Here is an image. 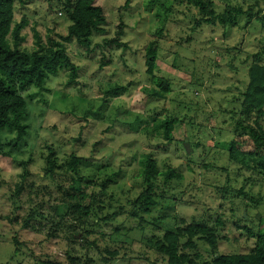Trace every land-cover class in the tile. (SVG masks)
I'll list each match as a JSON object with an SVG mask.
<instances>
[{
	"label": "rangeland",
	"instance_id": "obj_1",
	"mask_svg": "<svg viewBox=\"0 0 264 264\" xmlns=\"http://www.w3.org/2000/svg\"><path fill=\"white\" fill-rule=\"evenodd\" d=\"M66 1H17L15 23L25 18L29 24L21 51L63 42L70 26ZM210 1L217 14L231 6L253 17L212 26L176 0H98L108 25L93 36L92 53L76 41L67 44L75 82L71 69L61 70L30 92L29 130L21 144L15 146V132L2 133L11 157L0 155V264H64L69 255L79 264H167L157 250L165 234L195 226L216 231L218 255L264 247V182L229 154L233 141L248 138L237 124L253 128L242 104L252 57L264 47V0ZM119 24L121 48L109 45ZM156 39V75L170 84L164 99L152 95L146 74L145 50ZM174 117L183 122L177 134L187 132L183 142L186 133L169 143L155 130ZM50 149L58 165L80 160L88 188L79 193L64 169L46 176ZM147 155L161 174L172 169L183 178L164 186L160 176L157 207L145 215L135 202L147 189L141 164ZM189 242L181 251L197 264L213 260L208 244L196 241L193 251Z\"/></svg>",
	"mask_w": 264,
	"mask_h": 264
},
{
	"label": "trees",
	"instance_id": "obj_2",
	"mask_svg": "<svg viewBox=\"0 0 264 264\" xmlns=\"http://www.w3.org/2000/svg\"><path fill=\"white\" fill-rule=\"evenodd\" d=\"M18 0H0V155L11 157V153L4 152L2 133L11 131L16 133L15 146L23 142L27 136L29 126L28 100L34 99L30 95L33 89L42 90L51 75L61 70L71 69V81L75 82L77 67L71 62L67 52V44L76 41L79 47L87 54L92 53V38L96 34H103L108 25V18L105 9L98 0H67L64 5V13L67 15L70 26L68 35L63 42H51L47 48L40 47L38 51L27 53L19 49L25 39L21 36L22 31L28 27L24 18L21 22L15 23L16 3ZM51 1V0H48ZM178 4H186L194 7L203 16H206L207 25L232 24L237 26L239 17L248 15L252 18V12H245L242 8L229 6L222 14H217L210 0H176ZM203 22V21H202ZM124 25L119 24L116 38L109 42L110 46L121 48L119 39L123 36ZM158 35L160 33H157ZM10 40H13L12 46ZM160 45L158 39L151 41L145 50L146 74L151 78L154 88L151 93L155 98L164 99L170 90L167 80L156 75L157 62L159 60ZM252 63L248 72V85L243 95V113L250 120L253 128L243 127L237 124V130L248 131L247 139H237L232 142L230 148L231 162L238 164L241 170L251 173L260 181L264 182V47L252 57ZM183 122L180 118H168L161 120L155 126V130L163 132L165 139L172 143L185 136L187 132L182 129L177 134V129ZM179 142V141H178ZM248 160L249 162H247ZM28 163H25L26 166ZM46 176H56V171L63 169L72 177V185H76L79 193L86 188L83 185V177L79 173L80 160L72 157L66 160L63 165H58L55 152L50 149L49 156L45 159ZM143 166L142 176L144 186L147 189L139 196L136 205L145 215L150 214L157 207L158 193L157 180L164 176V186H167L173 179L181 180V174L169 169L161 174L158 170L156 160L147 155L141 162ZM28 169L22 177L27 179ZM109 182L102 184L103 190ZM88 188V187H87ZM22 190L17 189L19 194ZM254 199L252 198V202ZM256 202V201H255ZM254 202V203H255ZM74 209L73 206H71ZM79 210L78 207L75 208ZM245 220V219H244ZM249 236L254 234L244 228ZM190 238V249L195 251L196 241H203L212 249L215 256L211 262L202 264H264V247H257L252 253L241 255H218V236L213 229L204 226H195L190 229H178L177 232H168L160 243L157 250L168 258L167 264H197V258L181 251L182 242ZM197 239V240H196ZM264 237L259 236L263 241ZM194 255L198 257L195 252ZM70 261L64 264H79L71 255Z\"/></svg>",
	"mask_w": 264,
	"mask_h": 264
}]
</instances>
